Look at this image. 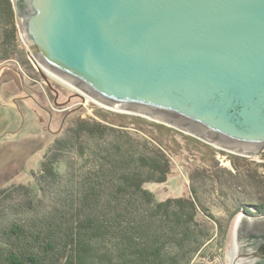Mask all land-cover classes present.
<instances>
[{"label": "water", "instance_id": "1", "mask_svg": "<svg viewBox=\"0 0 264 264\" xmlns=\"http://www.w3.org/2000/svg\"><path fill=\"white\" fill-rule=\"evenodd\" d=\"M11 2L42 78L222 151L264 148V0ZM233 243L240 264H264V216L242 210Z\"/></svg>", "mask_w": 264, "mask_h": 264}, {"label": "trees", "instance_id": "2", "mask_svg": "<svg viewBox=\"0 0 264 264\" xmlns=\"http://www.w3.org/2000/svg\"><path fill=\"white\" fill-rule=\"evenodd\" d=\"M17 42L13 6L0 0V61L15 53ZM64 134L32 174L34 189L17 185L0 191V264H193L199 259L213 236L212 228L197 220L211 217L200 196L191 189L188 198L157 202L143 189L166 182L170 161L163 150L97 122L78 120ZM71 153L80 161L76 170L65 162ZM246 213L264 216V209ZM216 231L225 234L220 223Z\"/></svg>", "mask_w": 264, "mask_h": 264}, {"label": "rangeland", "instance_id": "3", "mask_svg": "<svg viewBox=\"0 0 264 264\" xmlns=\"http://www.w3.org/2000/svg\"><path fill=\"white\" fill-rule=\"evenodd\" d=\"M78 120L125 130L133 140L163 150L170 161L166 182L144 184L143 189L157 202L188 198L194 189L211 213L197 220L211 227L213 236L193 264H229L236 218L242 210L251 213L248 207L252 213L264 209V148L254 156L222 151L148 119L94 105L51 77L42 78L18 32L15 53L0 61V191L17 185L34 189L32 174L39 172L54 141ZM65 158L76 170L78 156ZM219 223L223 236L216 231Z\"/></svg>", "mask_w": 264, "mask_h": 264}, {"label": "bare ground", "instance_id": "4", "mask_svg": "<svg viewBox=\"0 0 264 264\" xmlns=\"http://www.w3.org/2000/svg\"><path fill=\"white\" fill-rule=\"evenodd\" d=\"M35 60V59H34ZM37 62V61H36ZM38 63V62H37ZM36 63V64H37ZM40 66V65H39ZM44 73H45V75L47 76V77H51L52 78V80H54L55 82H58L60 85H62V86H64L65 88H67V89H69V90H71V91H77V90H75V89H73V87L71 86V85H69V84H67L66 82H64L63 80H61V79H59L58 77H56L55 75H53V74H51L50 72H47V71H44ZM78 94H80L79 93V91H78ZM81 95V94H80ZM83 95V97L84 98H86V100H88V101H90L92 104H94V105H97V106H101V107H103L104 108V106H102L101 104H99L98 102H96V101H94L93 99H91V98H89L88 96H86V95H84V94H82ZM107 109V108H106ZM107 110H109V109H107ZM109 111H112V110H109ZM233 237H234V233H233ZM231 256H233V257H231ZM232 258V259H231ZM228 260H229V264H240L239 263V261L237 260V257H236V253H235V249H234V247L231 249V251H230V253H229V255H228Z\"/></svg>", "mask_w": 264, "mask_h": 264}]
</instances>
